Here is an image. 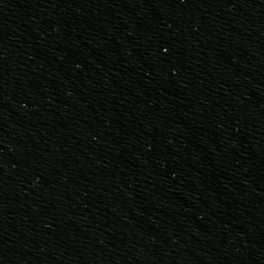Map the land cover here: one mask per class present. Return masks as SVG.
Listing matches in <instances>:
<instances>
[{
    "label": "water",
    "instance_id": "water-1",
    "mask_svg": "<svg viewBox=\"0 0 264 264\" xmlns=\"http://www.w3.org/2000/svg\"><path fill=\"white\" fill-rule=\"evenodd\" d=\"M0 264H264V0H0Z\"/></svg>",
    "mask_w": 264,
    "mask_h": 264
}]
</instances>
